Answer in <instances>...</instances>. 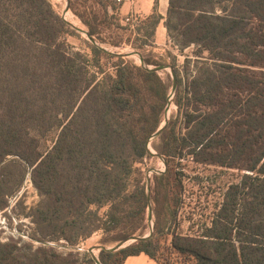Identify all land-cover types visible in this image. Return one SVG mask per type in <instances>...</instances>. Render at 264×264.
<instances>
[{
  "label": "trees",
  "instance_id": "obj_1",
  "mask_svg": "<svg viewBox=\"0 0 264 264\" xmlns=\"http://www.w3.org/2000/svg\"><path fill=\"white\" fill-rule=\"evenodd\" d=\"M68 1L89 37L107 43L95 22L118 9L109 0ZM145 20L152 39L160 16ZM165 28L196 59L186 57L179 70L171 57L177 115L151 144L166 164L150 186L154 231L118 251L101 249L98 260L123 264L144 253L158 264H264V0H168ZM72 34L48 0H0V164L18 158L0 166V209L28 168L40 197L29 213L35 240L73 248L100 231L108 247L145 233L147 193L135 166L150 156L172 78L97 45L87 44L90 58L71 51L64 37ZM144 43V64L162 65L140 51ZM112 58L109 74L101 61ZM188 156L244 174L199 235H171L181 204L177 168ZM0 264L94 262L44 246L24 256L16 242L0 241Z\"/></svg>",
  "mask_w": 264,
  "mask_h": 264
},
{
  "label": "rangeland",
  "instance_id": "obj_2",
  "mask_svg": "<svg viewBox=\"0 0 264 264\" xmlns=\"http://www.w3.org/2000/svg\"><path fill=\"white\" fill-rule=\"evenodd\" d=\"M48 1L51 3L56 14L63 20V14L66 12V0H60L61 2H56L54 0ZM122 3L123 0L120 3L116 0H109L108 5L115 6L118 9V12L112 16L110 13L111 7L108 6L110 7L109 17H107L106 21L97 19L95 22L97 24V30L100 32L102 38L107 40V43L103 44H99L93 39L91 40L94 41L95 44L91 42L85 34L87 33L86 26L69 10L75 21L79 24L78 28H80L78 29L79 31H77L75 30L77 28L72 27L69 23H65L68 29L73 33L72 35H66L64 37L69 49L71 51H80L90 58L91 52L87 45L89 43L97 45L111 54L130 60L135 65L141 66L143 63L138 56L140 53L137 49L142 42H145L143 46H141L142 48L140 51L145 54L151 53L157 57L163 58L164 63L159 66H166V68L159 71L158 74L165 80L172 78V75L174 76L171 68L172 56H175V65L179 70L182 69L186 57H189L191 60L196 59L193 47L187 48L183 52H179L178 49L173 46V43L169 39L168 35L164 51L161 54L154 51V39H151V37L145 34L147 32V21L145 19H139L138 26L131 29L129 25L123 22V19L128 17L130 14L128 16H121L119 14V9ZM87 6H91L90 2H88ZM153 14L158 15L156 13ZM163 18L166 20V13ZM161 19L162 17L160 16V20ZM117 26L122 29H119ZM149 41H151L150 44ZM168 54H170V56ZM116 62L117 59L115 58L103 59L101 61L103 70L112 74L114 72V63ZM90 68L92 71L97 72L96 68L92 66H90ZM192 70L193 68H191V72ZM173 94L174 92L172 93L171 81V87L167 100L168 103L165 108L164 120L162 124H164L165 119L168 121L170 118L173 119L177 115L176 106L172 101ZM157 142V137L150 138L148 146L150 145L153 149L151 144H156ZM153 151V154H150V156L145 158L142 163L136 164L135 166L136 168L141 169L143 174V180L141 182L145 184L146 192L147 186L149 187V194L154 176L160 175L166 171V164L163 156L159 155L154 149ZM12 159L18 160L16 157L6 156L0 166ZM24 168L26 167L21 166V170ZM177 170L181 172L180 177L182 180L181 204L177 210L176 219L171 221L168 220L169 218L167 219L171 223L170 224L167 221L171 225L169 234L172 235L173 233H177L182 235H199L204 227V224L209 223L213 213L218 209L224 192L227 190L229 185L237 182L239 177L244 174V172L234 169L221 168L218 166L200 164L195 162L192 156L184 158ZM30 171V169L26 168L19 187L15 189V192L6 197L7 207L3 210L0 209V241L3 243L16 242L20 255L24 256L27 254H33L39 248L44 246L46 248L51 247L55 249L56 252L63 254H69L70 251H73L74 254L78 255L80 260L90 258L93 260L94 264H96L93 257L95 256V258L98 259V254L101 250L99 247H103L100 245V240L102 238V232L100 231L82 240L73 248L61 246L59 245L61 243L57 244L55 242L42 244L32 237L34 225L30 221L29 213L37 206L40 201V197L32 185ZM150 205L151 213H149L148 208L146 211L145 233L139 237L146 236L150 232L153 234L156 216L151 204V197ZM105 210L106 207L100 210V213L102 214ZM170 238V235H165L160 239L161 249L157 253V256L160 257V259H162V250L167 248L170 244ZM61 242L63 243V241ZM117 244L104 248L112 249Z\"/></svg>",
  "mask_w": 264,
  "mask_h": 264
},
{
  "label": "crops",
  "instance_id": "obj_3",
  "mask_svg": "<svg viewBox=\"0 0 264 264\" xmlns=\"http://www.w3.org/2000/svg\"><path fill=\"white\" fill-rule=\"evenodd\" d=\"M168 0H123L120 6L119 14L128 16L135 14L139 19H145L153 13L162 17L154 32L153 50L160 54L166 48L167 31L164 25V16L167 11ZM123 264H158L149 256L141 253L137 256H129Z\"/></svg>",
  "mask_w": 264,
  "mask_h": 264
},
{
  "label": "water",
  "instance_id": "obj_4",
  "mask_svg": "<svg viewBox=\"0 0 264 264\" xmlns=\"http://www.w3.org/2000/svg\"><path fill=\"white\" fill-rule=\"evenodd\" d=\"M68 10H69V1L66 0V11H68ZM63 20H64V19H63ZM64 22H65L66 24H68L65 20H64ZM75 30L79 31L78 29H75ZM85 34H86L87 38H88L89 40H91V38L89 37L88 33H85ZM91 42L94 43V41H92V40H91ZM94 44H95V43H94ZM138 56H139L140 60H141L142 63H143L141 66H142L144 69L152 70V71H155V72H159V71H161V70H163V69L166 68V66H154V67H149V66H147V65L144 64V62H143L141 56H140V55H138ZM171 74H172V71H171ZM175 89H176V79H175V77L172 75V93L175 91ZM171 96H172V95H171ZM166 123H167V119H165L164 124H161V125H160V127L158 128V130H157V131L151 136V138L158 137L159 134L161 133V131L163 130L164 126L166 125ZM149 140H150V139H149ZM148 152H149V154H152V153L149 151V149H148ZM158 157H160V156H158ZM162 172H164V171H162ZM146 193H147V201H148V210H149V213H151L150 194H149V187H148V186H147V192H146ZM151 234H152V233L150 232L148 235L143 236V237L133 236V237H131V238H128V239H126V240H123V241L119 242V243H118L116 246H114L112 249H105L104 247H99V249H105V250H108V251H118V250H120V249H122V248H125L126 246L130 245V244L133 243V242H136V241H139V240H145V239H147L148 237L151 236ZM93 259H94V261L96 262V264H101V263L99 262V260H98L97 258H95V256L93 257Z\"/></svg>",
  "mask_w": 264,
  "mask_h": 264
},
{
  "label": "built area",
  "instance_id": "obj_5",
  "mask_svg": "<svg viewBox=\"0 0 264 264\" xmlns=\"http://www.w3.org/2000/svg\"><path fill=\"white\" fill-rule=\"evenodd\" d=\"M118 3H120L122 0H116ZM123 22L130 26L131 29H134L138 26L139 17L135 14H131L128 17H125L123 19Z\"/></svg>",
  "mask_w": 264,
  "mask_h": 264
},
{
  "label": "bare ground",
  "instance_id": "obj_6",
  "mask_svg": "<svg viewBox=\"0 0 264 264\" xmlns=\"http://www.w3.org/2000/svg\"><path fill=\"white\" fill-rule=\"evenodd\" d=\"M54 1H56V2H61L60 0H54ZM63 17H64L65 21H66L67 23H69L72 27L77 28V29H80V28H78V27H79V24L77 23V21H75V19L73 18V16H72L71 13L69 12V10L66 11V12H64ZM76 26H77V27H76ZM148 147H149V149L151 150V152L154 153V151H153V149L150 147V145H149Z\"/></svg>",
  "mask_w": 264,
  "mask_h": 264
}]
</instances>
